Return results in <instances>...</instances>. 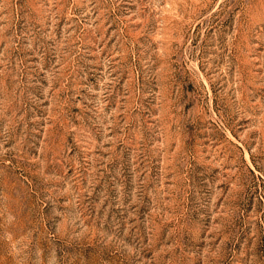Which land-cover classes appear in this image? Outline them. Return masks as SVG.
<instances>
[{
  "label": "rangeland",
  "instance_id": "374dc122",
  "mask_svg": "<svg viewBox=\"0 0 264 264\" xmlns=\"http://www.w3.org/2000/svg\"><path fill=\"white\" fill-rule=\"evenodd\" d=\"M0 264H264V0H0Z\"/></svg>",
  "mask_w": 264,
  "mask_h": 264
}]
</instances>
